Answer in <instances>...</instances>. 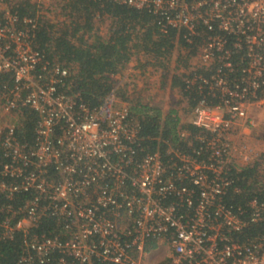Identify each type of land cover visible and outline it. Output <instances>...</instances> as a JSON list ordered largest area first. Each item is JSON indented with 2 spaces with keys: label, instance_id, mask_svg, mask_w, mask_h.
Segmentation results:
<instances>
[{
  "label": "built area",
  "instance_id": "obj_1",
  "mask_svg": "<svg viewBox=\"0 0 264 264\" xmlns=\"http://www.w3.org/2000/svg\"><path fill=\"white\" fill-rule=\"evenodd\" d=\"M19 1L0 0V74L12 82L0 110L19 121L28 105L38 119L31 142L18 121L0 123V237L22 232L17 264H264V150L243 140L264 109V0H112L153 13L163 33L203 38L182 75L196 144L179 123L155 151L116 89L95 107L67 92L69 70L34 48L37 19ZM250 168L256 188L240 203ZM47 220L56 234L36 231Z\"/></svg>",
  "mask_w": 264,
  "mask_h": 264
},
{
  "label": "trees",
  "instance_id": "obj_2",
  "mask_svg": "<svg viewBox=\"0 0 264 264\" xmlns=\"http://www.w3.org/2000/svg\"><path fill=\"white\" fill-rule=\"evenodd\" d=\"M66 3L65 18L70 17L71 20L64 19L58 24L52 23L50 19L40 15L37 3L30 0H20L13 10L18 12L22 18L37 19L33 46L42 51L46 59L51 62L57 61L69 70L67 92L70 94L79 93L85 103L95 107L116 89V95L130 103L132 113L140 121L141 135L146 137L143 145L147 150H157L158 143L162 144L159 138L176 141V130L180 118L175 116V111L172 110L163 116L157 107H153L149 103L144 104L138 100L135 101L136 103L132 102L119 86L116 88L117 81L114 76L123 72L136 53L156 58L157 63L161 66L163 65L162 59L170 60L169 58L176 48L189 50V56L178 57L185 69L189 71L190 56L196 54L203 38L194 36L192 42H189L187 34L183 30L169 29L167 33H163L158 24L159 19L153 13L118 4L112 0H67ZM100 17H106L111 21L107 37L93 33L95 19ZM87 35H91L92 40H89ZM150 64L147 62L143 66ZM200 71L207 74L203 70ZM4 83H10L11 86V77L0 74V87ZM171 86L179 87L184 96L190 98L189 107L191 109L194 105L191 95L193 91L187 88L183 76L175 75ZM37 119V112L28 105H21L18 121V135L21 139L33 141ZM182 127L190 132L195 145V135L198 130L188 122L184 123ZM2 136L3 133H0V144ZM185 142L183 145L187 146ZM162 150L164 151L166 148H162ZM5 161L6 157L3 155L0 145V167ZM256 173V168H250L244 173L245 179L242 180V185L246 189L235 201L244 203L251 197L254 188H256L254 183L257 181L250 180L249 186L248 181ZM4 201L0 199V206L4 204ZM40 228L36 231H44L48 234L58 232L55 225L48 220ZM254 230H256L254 227L250 230L253 231L249 233L250 236L254 235ZM22 251V232L16 231L12 239L0 237V264H17Z\"/></svg>",
  "mask_w": 264,
  "mask_h": 264
},
{
  "label": "rangeland",
  "instance_id": "obj_3",
  "mask_svg": "<svg viewBox=\"0 0 264 264\" xmlns=\"http://www.w3.org/2000/svg\"><path fill=\"white\" fill-rule=\"evenodd\" d=\"M18 0H10L14 3ZM11 5L8 3V7ZM37 5H41L38 8L40 15H44V18H48L52 23L58 24L59 21L65 19V9L67 3L64 0H41ZM13 7V5L11 6ZM69 11V10H68ZM68 18V17H67ZM69 20L71 18L69 17ZM110 19L106 17H100L95 19V30L93 33H97L104 37L108 36ZM58 27V26H57ZM61 25L59 26V28ZM89 40H92L91 35H87ZM189 50L185 48H176L170 56V60L162 59L163 65L160 66L156 61V58L143 55V53H136L133 59L125 67L122 73L114 76L119 87L132 100V102L140 101L141 103H151L153 107H157L163 116L167 115L170 111L174 110L175 116L180 118L179 123H187L190 121V107L188 101L179 87H172V79L175 75L181 76L188 70L185 69L183 63L178 60L179 56H189ZM193 56L189 59L190 63L193 62ZM150 62V65L143 66ZM156 64V65H154ZM183 71V72H182ZM182 73V74H181ZM117 98L123 100L121 97ZM189 108V111H188ZM253 115L257 119V128L253 130L251 134L246 137L243 136V140L248 143L250 147L255 151L264 150V109L253 110ZM17 122V115L3 114L0 110V123ZM158 258L164 250H157Z\"/></svg>",
  "mask_w": 264,
  "mask_h": 264
}]
</instances>
